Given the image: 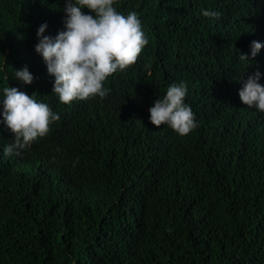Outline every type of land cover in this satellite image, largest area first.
<instances>
[{"label":"trees","instance_id":"trees-1","mask_svg":"<svg viewBox=\"0 0 264 264\" xmlns=\"http://www.w3.org/2000/svg\"><path fill=\"white\" fill-rule=\"evenodd\" d=\"M65 5L0 0V113L11 86L60 116L5 155L0 115V264H264V112L238 94L256 71L264 86V0H114L148 43L105 98L69 104L35 50L41 25L66 31ZM173 84L197 124L185 136L150 121Z\"/></svg>","mask_w":264,"mask_h":264},{"label":"clouds","instance_id":"clouds-1","mask_svg":"<svg viewBox=\"0 0 264 264\" xmlns=\"http://www.w3.org/2000/svg\"><path fill=\"white\" fill-rule=\"evenodd\" d=\"M114 0H66V31L53 39L45 36L47 24L41 25L37 36L39 43L35 50L42 55L48 73L54 76L52 92L59 101L69 104L74 100H86L90 96L101 99L108 95L104 82L117 70L123 71L133 65L148 43L137 13L127 16L114 7ZM87 8L91 14L82 10ZM203 15L219 19L221 13L205 10ZM254 58L262 47L257 41L251 43ZM241 61H248V55H239ZM18 80L26 85L34 81L27 66L15 71ZM261 73L256 71L248 77L239 90L241 101L248 107L264 112V86L258 81ZM2 122L14 134L13 142L4 148L5 155H11L30 147L38 137L49 132V126L60 119L48 104L38 102L33 95L16 87L3 89ZM186 85H170L165 97L156 99L149 109L150 121L159 128L168 125L180 136L189 134L197 127L191 107L184 103Z\"/></svg>","mask_w":264,"mask_h":264}]
</instances>
